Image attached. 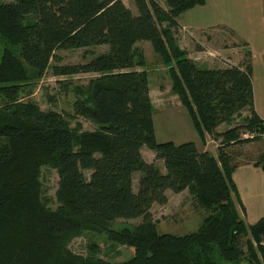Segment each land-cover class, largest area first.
<instances>
[{
	"label": "trees",
	"instance_id": "trees-1",
	"mask_svg": "<svg viewBox=\"0 0 264 264\" xmlns=\"http://www.w3.org/2000/svg\"><path fill=\"white\" fill-rule=\"evenodd\" d=\"M164 1L165 7L134 0L138 15L123 0L0 3V264H264V218L253 225L241 218L235 166L222 149L264 135L251 67L210 69L189 59L174 29L182 15L207 1ZM140 42H150L166 66L172 92L201 140L212 135L221 142L217 156L195 142L157 141ZM100 46L108 50L85 64L62 65L57 55ZM50 69L57 77L98 75L74 88L71 115L43 111L27 94ZM248 111L244 125L217 132ZM77 119L97 130L84 131L79 122L73 127ZM143 147L163 161L165 172L143 159ZM45 167L60 179L55 209L43 191ZM168 191H188L207 211L195 232H158L152 208L169 203ZM138 218L143 222L134 228H113L117 220ZM86 231L105 234L134 255L111 262L96 257V248L88 258L74 254L69 244Z\"/></svg>",
	"mask_w": 264,
	"mask_h": 264
},
{
	"label": "rangeland",
	"instance_id": "rangeland-1",
	"mask_svg": "<svg viewBox=\"0 0 264 264\" xmlns=\"http://www.w3.org/2000/svg\"><path fill=\"white\" fill-rule=\"evenodd\" d=\"M14 0H0V3H11ZM165 7L164 0H156ZM124 4L138 15V9L134 0H123ZM179 26L174 29V35L180 47L187 52L188 58L202 67L216 69L218 67H234L241 64L244 68L251 67L252 77L257 88L258 100L264 99V0H207L204 6H197L178 19ZM143 50L151 71L150 86H152V100L155 105L154 122L157 141L165 142H196L202 148V140L194 127L192 118L179 97L172 92L173 82L168 74L166 66L160 62V57L154 51L150 42H141L137 46ZM4 46L0 43V59ZM90 53L85 55L86 51ZM108 50L107 46L93 47L78 50H59L62 65H78L89 62L93 56ZM193 58H199L194 60ZM54 63V61H53ZM238 64V65H236ZM97 74H79L72 77L54 76L50 69L41 80L31 82L35 84L27 94L32 93L31 99L36 102L43 111H55L65 116L73 114V104L76 99L74 88L87 86ZM249 112V111H248ZM245 112L241 118L235 119L233 124H223L217 130L219 133L229 128L242 126L245 119L251 113ZM82 124L84 131H95L97 126L85 119H77L73 122ZM261 133V132H260ZM259 135V134H258ZM245 139H251V135ZM207 151L218 155L221 142L212 135L205 138ZM256 145H264V135L256 140ZM235 145H226L224 149L232 157V164L239 148ZM148 153L153 152L146 148ZM143 157V156H142ZM147 160L149 155L145 153ZM239 157V156H238ZM157 159V158H156ZM264 161V154L263 159ZM161 162L159 160H155ZM158 166V165H157ZM163 172H165L164 168ZM89 173L87 176L89 177ZM140 174H135L134 190L138 191V179ZM59 175L52 169L45 167L42 170L43 191L47 200H52L50 206L56 208V193L59 186ZM240 213L241 208L238 206ZM242 211V210H241ZM154 222L158 225L161 234L185 235L194 232L199 227L200 220L207 215L188 191L177 197L171 195V202L165 206L156 205L152 211ZM241 216V215H240ZM242 218V217H241ZM143 222L142 218L133 220H117L113 224L115 229L124 227L134 228ZM264 247V239L261 243ZM69 249L74 254L84 258L92 256L111 262H123L129 260L134 251L116 244L108 239L105 234L96 231H86L81 237L74 238L69 244ZM257 248V244H255ZM227 264V263H222Z\"/></svg>",
	"mask_w": 264,
	"mask_h": 264
},
{
	"label": "crops",
	"instance_id": "crops-1",
	"mask_svg": "<svg viewBox=\"0 0 264 264\" xmlns=\"http://www.w3.org/2000/svg\"><path fill=\"white\" fill-rule=\"evenodd\" d=\"M180 48L183 49L182 46ZM193 59L198 60L199 58H193ZM241 66H243V64H241ZM218 68H227V67H218ZM137 70H141V69L138 68ZM149 72H150V78H151V71ZM253 86H254V95H255V109H256L257 114L264 120V99L262 101L258 100L257 88H256V84L254 80H253ZM150 94L152 98V86H150ZM154 108H155V105H154ZM174 143L182 144L183 142L182 143L174 142ZM202 143H203L202 148H200L198 144H196V146L199 151L206 152L207 146L205 145L204 141H202ZM234 147L239 148V151L241 150L240 153H237L238 155L233 160L235 161V165H234L235 171L233 174V181L237 186L241 204L243 205L245 209V212L240 210V215L247 224L253 225L257 223L259 220H261L262 218H264V168H263L264 161L262 160L263 154H264V145H260V147H258L256 145V141H253V142H249L245 144H237ZM145 153L149 155L150 160L146 159ZM141 154L143 156V159L148 163H153L155 162V160H158L156 159L155 153H154L155 154V157H154V155L146 151V147H143L141 149ZM230 158L232 162V157L230 156ZM159 161L161 162L162 160H159ZM159 164L160 163L157 162L158 167L161 169V166H162L165 170L163 161L161 162V165ZM161 170L163 171V169ZM135 181L136 179L134 176L133 186H134ZM185 193L186 191L180 194H174L171 191H168L167 195L169 197V202H171V195L179 197ZM155 206L156 205L153 206L152 211L155 208ZM202 221L203 220H200L199 225H198L199 227L202 224ZM157 228H158V225H157Z\"/></svg>",
	"mask_w": 264,
	"mask_h": 264
},
{
	"label": "built area",
	"instance_id": "built-area-1",
	"mask_svg": "<svg viewBox=\"0 0 264 264\" xmlns=\"http://www.w3.org/2000/svg\"><path fill=\"white\" fill-rule=\"evenodd\" d=\"M245 137H249V136L245 135ZM250 137L252 138V136H250Z\"/></svg>",
	"mask_w": 264,
	"mask_h": 264
}]
</instances>
